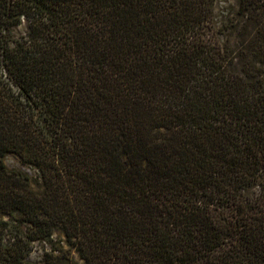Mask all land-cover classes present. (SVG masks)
<instances>
[{"label":"trees","instance_id":"trees-1","mask_svg":"<svg viewBox=\"0 0 264 264\" xmlns=\"http://www.w3.org/2000/svg\"><path fill=\"white\" fill-rule=\"evenodd\" d=\"M214 1L0 0V264H264V0Z\"/></svg>","mask_w":264,"mask_h":264},{"label":"rangeland","instance_id":"rangeland-1","mask_svg":"<svg viewBox=\"0 0 264 264\" xmlns=\"http://www.w3.org/2000/svg\"><path fill=\"white\" fill-rule=\"evenodd\" d=\"M235 0H215L213 4V24L215 27L219 25L227 16H229L235 9ZM5 166L9 169H16L23 173H26L29 177L34 178L36 176V170L29 165L22 164L16 156L13 154H6L3 157ZM40 247V245H36ZM46 246V245H45ZM37 257V252L30 255L31 259ZM73 259L76 264H80V261L73 254Z\"/></svg>","mask_w":264,"mask_h":264}]
</instances>
